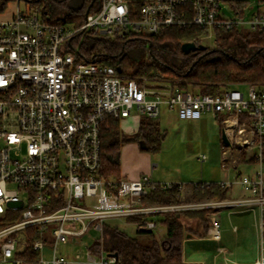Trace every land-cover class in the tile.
<instances>
[{"label":"built area","instance_id":"2783aa9c","mask_svg":"<svg viewBox=\"0 0 264 264\" xmlns=\"http://www.w3.org/2000/svg\"><path fill=\"white\" fill-rule=\"evenodd\" d=\"M95 10L81 25L53 21L33 0H14L12 18L0 20V264H26L18 257L26 248L25 233L38 237L33 250L37 264H115L106 252L90 246L71 255L68 244L91 230L103 235L107 220L142 219L140 229L153 231L156 215L204 208L259 209L262 226L257 258L264 264V85L222 86L216 94L179 87L167 76L130 77L121 67L85 61L73 39L92 34L111 40L158 36L170 30L199 29L193 41L213 49L217 31L236 28L264 30V12L247 17L249 4L236 0H93ZM227 2V3H226ZM259 3L264 0H258ZM226 4V5H223ZM228 10L231 15L225 13ZM244 88V89H243ZM247 90V94L243 91ZM163 107L181 121L205 116L220 120L229 144L223 169L238 162L233 150H259V169L241 175L243 195L221 201L177 205L143 204L142 197L174 185L182 192L198 183H156L104 178L101 170L102 132L110 121L155 120ZM202 162L206 156L200 158ZM201 188L206 183H200ZM208 238L220 241L221 221L210 218Z\"/></svg>","mask_w":264,"mask_h":264},{"label":"trees","instance_id":"16d2710c","mask_svg":"<svg viewBox=\"0 0 264 264\" xmlns=\"http://www.w3.org/2000/svg\"><path fill=\"white\" fill-rule=\"evenodd\" d=\"M43 0H33L41 3ZM243 8L248 2L236 0ZM14 0H0V14ZM59 7L65 6L67 0H51ZM83 0L82 6L62 15H53V21L59 23L85 21L86 11L94 12L96 1ZM42 9V7H41ZM42 11H44L42 9ZM199 29L177 31L170 30L158 36L111 40L92 34H79L73 39V45L79 47L85 61H95L111 66L121 67L124 74L130 77L167 76L177 81L180 88L193 89L204 94H216L222 86L238 84L264 85V30L236 28L217 31V40L213 49L207 48L184 54L182 44L193 42ZM201 44L200 42H197ZM193 67V69H191ZM165 134L159 125L151 120L142 119L137 132L132 136L125 135L119 122L110 121V128L102 132L101 170L104 178H121L120 150L127 143H141L147 152H158ZM264 155V150H263ZM229 190L219 184H205L193 190L194 202L211 199L225 200ZM180 191L174 185L170 189H157L142 197L144 205L181 204ZM218 209L204 208L183 210L158 214L160 223L166 226L167 234L156 239L153 231L139 228L140 218L127 221L137 225V236L130 237L118 228H105L101 238L90 246L93 254L117 255L115 264H183V243L187 233L194 237L205 238L210 227L209 215ZM147 236L148 241L141 239ZM26 248L18 257L36 263L39 253L32 248L38 237L32 231L25 233ZM37 264V263H36Z\"/></svg>","mask_w":264,"mask_h":264},{"label":"rangeland","instance_id":"374dc122","mask_svg":"<svg viewBox=\"0 0 264 264\" xmlns=\"http://www.w3.org/2000/svg\"><path fill=\"white\" fill-rule=\"evenodd\" d=\"M245 1L249 4L246 12L247 17L251 16L254 12H258V10L264 12V2L259 3L258 0ZM25 3H27L26 0H22L20 7H25ZM82 3L83 0H67L65 6L59 7L56 3L51 2V0H43L41 3L34 2V5L36 7H42L49 16L53 17V15L59 16L71 10H77L82 6ZM14 5H16V3L12 2L9 6L12 8ZM223 5L226 4L223 3ZM225 13L228 16L231 15L226 9ZM5 14V12L1 13L0 18ZM66 27L72 29L74 24L72 25L67 22ZM243 91L247 94V90ZM152 122L158 124L165 134L161 142L160 151L149 152L151 154L150 160L143 161V159L140 158L138 161H134V159L132 161L133 153L136 149L139 148L142 152L147 151H145L146 148L143 142L134 144L127 143L121 147L119 159L122 163H128V166H131L132 163L135 162H140L142 164L147 163L150 167L156 164L157 167L154 169L152 175L151 173L144 174L150 176L151 179L156 182L178 181V183L187 184L188 186L193 183H234L241 175H252L259 169V163L255 160L257 154L260 152L257 149L252 152L239 149L233 150L238 162V168L233 169L230 163L228 169H223L224 152H229V148L222 141L221 123L220 120L215 117L205 116L203 120L181 121L177 118L175 112L169 111L167 108L163 107L161 115L157 119L152 120ZM120 128L125 135L132 136L137 132L139 125L136 119L123 120L120 122ZM202 156L207 157L205 162L200 160ZM191 192L192 190L189 188L182 189L179 200L184 203L194 202L192 199L193 192ZM228 193V199L238 198L244 194L242 188L238 184H234L232 190ZM202 201L212 200L205 199ZM240 209L242 208L223 209L220 211V216L227 220L228 213H238ZM212 216H216L215 213H211L208 217L211 218ZM243 217H245V215H234L230 221H226L223 228H225V226L229 227L230 236L234 234L232 231L233 225L239 226ZM155 220L157 225L153 232L156 239H161L166 235L167 229L165 225L160 223L162 217H156ZM230 223L232 225L231 227ZM108 227L118 228L130 237L137 236L136 231L138 226L130 224L126 220H107L103 228L105 229ZM98 238H101L100 233L91 230L89 234L76 240L74 246L82 251L87 246H91ZM141 239L144 241L149 240L147 236H142Z\"/></svg>","mask_w":264,"mask_h":264},{"label":"crops","instance_id":"0c3cea01","mask_svg":"<svg viewBox=\"0 0 264 264\" xmlns=\"http://www.w3.org/2000/svg\"><path fill=\"white\" fill-rule=\"evenodd\" d=\"M9 5L5 11L6 14L3 15V17H1L0 19L8 20L12 18L16 10V5H14V7L12 8ZM140 158H142L143 161L150 160L151 154L149 152H142L141 149L138 148L133 153L132 161L133 159L134 161H138L140 160ZM120 164L121 177L128 179H137L144 174L151 173L152 175L154 169L157 167L156 164H153L150 167L149 164H142L140 162L132 163L131 166H128V163L120 162ZM156 183L178 184V181H164ZM221 210L223 209H218V211L215 213V215L221 221V232L226 221H230L234 215H245V217L241 219L239 226L233 225L232 231L234 232V236H230V229L228 226H225V228H223L221 240L218 242L209 239L208 236L205 238H200L194 237L193 235L187 233L183 243V264H252L255 262L258 253V239L262 226V220L259 209H240L238 213L230 212L228 213L227 220H225V218H221ZM231 226L232 225L230 223V227ZM74 243L65 246L63 248V251L72 255L77 249L75 248ZM26 264L34 263L27 262Z\"/></svg>","mask_w":264,"mask_h":264},{"label":"water","instance_id":"95a60500","mask_svg":"<svg viewBox=\"0 0 264 264\" xmlns=\"http://www.w3.org/2000/svg\"><path fill=\"white\" fill-rule=\"evenodd\" d=\"M89 10H90V9L88 8V10L86 11L85 16L88 15ZM181 49H182V52H183L184 54H189V53H191V52H195V51L206 50L207 47L204 46L203 44H196V43H194V42H185V43L182 44V48H181ZM191 69H193V67H192ZM222 141H223V143H224L225 145H228V144H229V142H228V140L226 139V137H225L224 134H222ZM145 148H146V146H145ZM114 256L117 257V255H114Z\"/></svg>","mask_w":264,"mask_h":264}]
</instances>
